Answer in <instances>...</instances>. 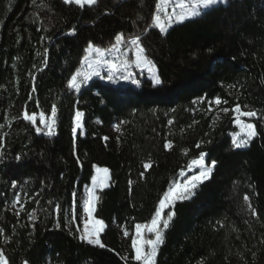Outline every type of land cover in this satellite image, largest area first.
Returning <instances> with one entry per match:
<instances>
[{
	"label": "trees",
	"instance_id": "obj_1",
	"mask_svg": "<svg viewBox=\"0 0 264 264\" xmlns=\"http://www.w3.org/2000/svg\"><path fill=\"white\" fill-rule=\"evenodd\" d=\"M156 3L0 0V249L9 264H140L119 230L149 223L201 153L215 167L163 212L175 214L156 264H264V0H227L165 34L153 27ZM121 33L123 44L140 38L162 83L69 89L87 46L109 49ZM216 97L228 101L219 110L257 113L245 119L257 135L244 149L231 143L232 113L210 112ZM53 105L55 134H37L24 113L49 115ZM76 111L84 116L73 132ZM94 165L110 177L94 210L104 247L74 232Z\"/></svg>",
	"mask_w": 264,
	"mask_h": 264
},
{
	"label": "snow or ice",
	"instance_id": "obj_2",
	"mask_svg": "<svg viewBox=\"0 0 264 264\" xmlns=\"http://www.w3.org/2000/svg\"><path fill=\"white\" fill-rule=\"evenodd\" d=\"M65 4H75L80 8H84L85 6H95L98 3V0H63ZM226 2V0H157L155 5V13L152 17L153 27L159 29L161 33H165L168 30V27L173 22V17H175L176 23H183L187 19H192L201 15L200 9H210L219 3ZM173 5V12H168V6ZM175 8H179L180 11L176 12ZM124 35L117 34L115 37L116 43L112 46L111 51L118 52L120 50V46L124 43ZM130 43L134 46L136 52V60L135 63L139 67L141 65H147L149 71L153 73L152 81L154 85H159L162 83L160 77L156 74L155 68L152 65V62L145 55V48L142 46L140 38H133ZM89 52H95L99 57L104 56V50L93 47L91 44L89 45ZM85 65L89 69H92L90 72H84L81 69H77L76 72L71 76L68 81V87L70 89H75L76 91L80 90V82L78 78L83 77V80L86 81L91 78L93 74L99 75V72L95 70L96 67H99L101 63L108 64L110 70L115 69L119 70L121 67L127 69L130 67V64L127 60L122 61L120 65L112 63L111 61H101L97 59L96 61H90L88 56H85L84 62ZM95 65V67H94ZM131 73H128L125 76V79L131 77ZM112 77L109 76V79ZM133 83H137L138 81L133 80ZM203 101V98H200ZM195 103V102H194ZM209 103H214L217 107L223 104H227V100H221L219 97H216L213 101ZM246 107V106H245ZM223 113L228 114L232 113V120L235 124L240 126L244 138L233 139L232 143L235 148L247 147L251 140L257 135L255 125L252 123L244 122L243 118L247 117L249 119L257 116L255 111H242V108L239 104L235 105L233 108L229 109L228 107H224L220 109ZM56 107L52 106L51 109V117L49 119L45 118L44 113H40L39 122L43 124L47 128V135H53V127L55 125V116H56ZM84 113L77 111L75 115V127L73 128V132L76 131L77 128L81 126L80 121L83 118ZM24 120L29 121L33 125L37 122V117L35 113L29 115L27 112L24 113ZM117 131H119V126H117ZM36 131L39 133L41 129L39 127L36 128ZM107 139V137H105ZM166 148H171V144H166ZM199 147V145H197ZM19 159V157H17ZM193 164L197 165L200 168L198 174L186 176L182 183H175L174 186L170 187L168 191L164 194L163 198L159 201V206L155 211L150 224H136L135 230L136 234L131 240V248L134 250V260L140 262V264H156V256L158 249L161 244L164 242V231L168 228L170 221L174 216V211H169L167 213V218H163V212L166 208H173L174 204L177 200L189 199L192 195H194V190L199 186L200 183L210 178V175L215 167L216 161H212L211 164L205 165L204 162V154L201 153L200 158L198 160H194ZM151 165L145 164V169H148ZM96 171L98 173L102 172L105 174V177L108 176L107 168H97ZM143 175V173H141ZM183 176L184 174L181 173ZM92 188L89 190L88 199L83 207V211L87 213L88 219L84 222L83 233L80 236L81 240H85L89 244L98 245L100 247H104L101 243L99 235L104 229L103 221L93 218V212L95 210V201L98 199L95 195V189L97 187V178H92ZM15 186V185H13ZM100 186H103L102 184ZM248 197L245 196L244 200L248 201ZM250 207V205H249ZM57 212H59V206H57ZM255 215V212L253 211ZM35 219V216L32 217ZM89 225H92V228L89 229ZM79 231V229H77ZM144 231L148 234H152L154 238H146L143 234ZM125 236L128 235V232L125 231ZM95 237V238H93ZM0 264H9L8 259L5 257L4 253L0 251ZM27 264V261H25Z\"/></svg>",
	"mask_w": 264,
	"mask_h": 264
},
{
	"label": "rangeland",
	"instance_id": "obj_3",
	"mask_svg": "<svg viewBox=\"0 0 264 264\" xmlns=\"http://www.w3.org/2000/svg\"><path fill=\"white\" fill-rule=\"evenodd\" d=\"M227 2V0H226ZM226 2H223V3H219L217 5H224ZM216 6V5H215ZM207 9H200L201 13L203 11H205ZM175 11L176 12H179L180 9L179 8H175ZM168 12L169 13H172L173 12V5L170 4L168 6ZM198 17V16H197ZM195 18V17H194ZM193 19V18H192ZM188 20H191V19H187L185 21H188ZM184 21V22H185ZM183 22V23H184ZM178 24H182V23H176L175 22V17H173V22L171 23V25L168 27V30L173 27L174 25H178ZM156 28V27H155ZM158 31L159 29L156 28ZM167 30V31H168ZM160 32V31H159ZM161 33V32H160ZM166 33V32H165ZM165 33H161V34H165ZM131 41V40H130ZM130 41L127 43V44H122L120 46V50L118 52H113L111 51V48L109 49H101V50H104V56L103 57H99L95 52H89L87 51L89 46H87L86 50H85V54L83 56V58L81 59V62H80V65L78 67V69H81L82 71L84 72H90L92 71V69H89L87 67V65H85L83 62H84V58L85 56H88L89 57V60L90 61H96L97 59L101 60V61H104V60H107V61H111L112 63H115L117 65H120L122 63V61H125L127 60L128 63L130 64V67H128L127 69H124L123 67H121L119 70H115V69H111L109 68L108 64H104V63H101L99 67H96L95 70L99 72V75H95L93 74L91 76L90 79L84 81L83 80V77H80L78 78L81 86H80V89H82L83 86L87 85L91 80L93 79H98L100 80L101 82L105 83V84H109L113 87H123V86H132L134 88H137L138 85H139V78L141 77H146L152 84H153V81H152V75L153 73L149 71V68L147 65H141V66H137L136 63H135V60H136V52H135V48L134 46L130 43ZM116 43V41H115ZM94 47V46H93ZM97 48V47H95ZM100 49V48H99ZM95 67V65H94ZM155 68V66H154ZM76 72V71H75ZM74 72V73H75ZM155 72L157 74V70L155 68ZM128 73H131V77H129L128 79H125L124 77L128 75ZM109 76H111L112 78L109 79ZM133 80H136L138 81V84L137 83H133L132 81ZM68 85V84H67ZM154 85V84H153ZM155 86V85H154ZM70 89V88H69ZM73 90L75 93H78L79 91H76L75 89H71ZM210 112H213V113H219L220 110L218 109V107L214 104V103H211V107H210ZM77 112V111H76ZM40 113L41 112H37L35 115L37 117V122L34 126L35 130L37 127H39L41 129V131L38 133L36 131L37 134L39 135H45V136H49L47 135V128L41 124L39 122V116H40ZM32 115V114H31ZM76 115V113H75ZM51 117V114L49 115H45V118L46 119H49ZM245 119H248L247 117H244L243 120L244 122L248 123ZM81 122V121H80ZM73 126L75 127V117H74V121H73ZM79 128H77L76 130H79ZM55 125L53 127V133L55 134ZM115 132H116V129L115 128H111L110 130H108L107 132V135L104 136V140L107 141L109 138H112L114 135H115ZM53 134V135H54ZM52 136V135H51ZM105 137H107V139H105ZM230 138H231V143L233 141V139H240V138H244V135H243V132L240 128V126H238L237 124L234 123V132L230 135ZM233 145V143H232ZM235 148V147H234ZM245 147H242V148H237V149H244ZM200 158V156L195 159V160H198ZM204 162H205V156H204ZM206 165V163H205ZM97 168H103V167H98L96 165L93 166V177H96L97 178V187L95 189V195L97 197V192L98 191H101L103 189H106L108 186H109V180H110V177H109V172H108V176L105 177V174L100 172L98 173L96 171ZM200 171V168L193 164V161H191L188 166L186 167L185 170L181 171L179 173V175L177 176V178L175 179V181L172 182V184L170 185V187L174 186L175 183H182L183 180L185 179L186 176H191V175H195V174H198ZM181 173H183L184 175L182 176ZM92 178H91V181H90V184L88 186H86L84 189H83V196H82V213H81V217H80V224L75 226L74 228V232L75 234L77 235V237L80 239V236L81 234L83 233V229H84V222L86 219H88V216H87V213H85L83 211V207L85 205V203L87 202V199H88V193H89V190L92 188ZM103 185V186H100V185ZM169 187V188H170ZM168 188V189H169ZM167 189V191H168ZM166 191V192H167ZM21 199L17 196L13 199L11 205L9 206L10 210L14 213H18L20 208H21ZM95 204H96V201H95ZM159 206V205H158ZM158 208V207H157ZM168 209V208H166ZM164 209V211L166 210ZM93 218H95L94 216V212H93ZM96 219V218H95ZM104 224V223H103ZM146 224H150L149 223H146ZM92 228V225H89V229ZM104 228H105V224H104ZM79 229V231L77 230ZM104 230V229H103ZM120 238H121V241L123 244H126L128 243L131 251H132V254H133V259H134V255H135V252L134 250L131 248V240L132 238L135 236L136 234V230H135V226H134V229H133V232L132 234L130 235L128 233L127 236L124 235L125 233V230H122L120 229ZM164 231V230H163ZM102 233V232H101ZM100 233V234H101ZM145 235L146 238H154V236H152V234H148L146 233V231H144L143 233ZM95 238V237H93ZM81 240V239H80ZM85 241V240H83ZM93 245V244H92ZM1 251V249H0ZM158 253V252H157Z\"/></svg>",
	"mask_w": 264,
	"mask_h": 264
}]
</instances>
